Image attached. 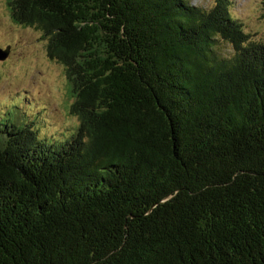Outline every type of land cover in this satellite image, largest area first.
<instances>
[{
    "label": "trees",
    "instance_id": "trees-1",
    "mask_svg": "<svg viewBox=\"0 0 264 264\" xmlns=\"http://www.w3.org/2000/svg\"><path fill=\"white\" fill-rule=\"evenodd\" d=\"M8 8L78 123L0 125V264H264V43L231 0Z\"/></svg>",
    "mask_w": 264,
    "mask_h": 264
},
{
    "label": "rangeland",
    "instance_id": "rangeland-1",
    "mask_svg": "<svg viewBox=\"0 0 264 264\" xmlns=\"http://www.w3.org/2000/svg\"><path fill=\"white\" fill-rule=\"evenodd\" d=\"M209 9L214 0H191ZM262 0H231V11L253 38L264 43ZM0 48L9 56L0 61V125L13 121L31 125L39 138L58 143L78 121L69 113L72 104L67 93L64 69L49 59L47 42L34 28L15 24L8 0H0ZM60 136V137H59Z\"/></svg>",
    "mask_w": 264,
    "mask_h": 264
},
{
    "label": "water",
    "instance_id": "water-1",
    "mask_svg": "<svg viewBox=\"0 0 264 264\" xmlns=\"http://www.w3.org/2000/svg\"><path fill=\"white\" fill-rule=\"evenodd\" d=\"M9 56V48L8 50H3L0 48V61H5Z\"/></svg>",
    "mask_w": 264,
    "mask_h": 264
}]
</instances>
